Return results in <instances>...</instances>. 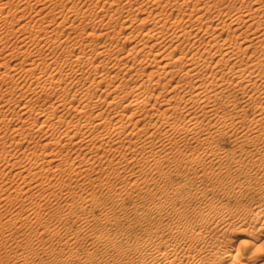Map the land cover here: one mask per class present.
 Listing matches in <instances>:
<instances>
[{"label": "bare ground", "instance_id": "obj_1", "mask_svg": "<svg viewBox=\"0 0 264 264\" xmlns=\"http://www.w3.org/2000/svg\"><path fill=\"white\" fill-rule=\"evenodd\" d=\"M64 1L58 6L56 0H0V22L10 20L8 25L14 28L18 43L5 50L0 24V47L6 51L2 63L7 65L22 54L26 61L23 70L33 79L26 85L17 78L12 88H18L21 96L43 90L50 101L46 106L27 100L18 104L20 110L13 116L0 115L1 127L12 129L11 135L0 131V181L4 183L0 193L4 201L14 193L48 184V172L52 171L62 179L72 174L81 177L74 188L80 196H89L93 192L85 191L88 186L100 185L111 176L130 178V184L138 187L143 165L147 172H156L170 159L181 165L196 157L225 154L212 146L211 138H205L203 142L210 144L202 153L186 155V143L197 139L200 132L233 137L241 144L253 136H264V0H213L220 4L210 0H95L81 11L72 1L70 6ZM50 2L55 7L44 14ZM139 14L145 16L138 18ZM144 24L150 26L142 32ZM124 30L127 32L121 36ZM226 31L232 34L224 36ZM122 38L133 45L126 49L120 43ZM167 39L172 41L171 50L162 46ZM255 46L259 49L252 50ZM60 48L62 58H52ZM138 64L150 68L138 71ZM239 94L246 101L259 99L249 122L238 112L219 114L221 95H231L226 101L230 103ZM8 102L10 99L1 104L0 100V107ZM196 106L199 112L194 111ZM34 112L41 115L38 124ZM199 117L210 120L203 126L204 119L200 122ZM13 120L17 121L12 126ZM34 129L39 134L35 135ZM9 146L21 147L11 153ZM105 171L108 174L103 176ZM38 178L41 182L31 187ZM51 194L40 192L37 196L46 199ZM166 205L157 212L162 213ZM28 206L37 209L33 201ZM134 210L138 217V204ZM212 220L211 230L219 233L217 240H209L202 226L179 230L183 240L174 239L177 233L172 232L173 241L156 242L166 233L155 232L143 246L138 239L125 244V249L112 244L117 253L126 254L111 258V264H211L221 250L231 258L242 257L228 229L233 222ZM90 227L86 217L65 244L73 249L80 245V236H85L94 250L83 256L67 254L66 262L76 256L84 259V264H110L96 253L103 235L93 233ZM0 231L5 232L1 221ZM246 232L255 243L263 239L254 245L257 252L264 251V210L256 211ZM217 241L222 245L217 246ZM199 243L202 245L196 248ZM24 253L18 257L29 264Z\"/></svg>", "mask_w": 264, "mask_h": 264}, {"label": "rangeland", "instance_id": "obj_2", "mask_svg": "<svg viewBox=\"0 0 264 264\" xmlns=\"http://www.w3.org/2000/svg\"><path fill=\"white\" fill-rule=\"evenodd\" d=\"M56 1L58 6H61L62 0ZM71 1L80 11L95 2V0H67L64 2H68L67 5L70 6L73 5ZM125 1L122 0L121 3ZM210 1L215 2L214 4L218 3ZM231 4L235 5L234 2ZM109 5L107 3L106 9ZM222 6L224 5L220 7ZM54 7L55 4L50 2L43 13L51 11ZM60 8L58 7V10ZM142 16L145 14H139L138 18ZM9 21L0 22L3 27L1 33L5 40V50L18 46L14 28L8 25ZM149 26V24L142 25L141 31L144 32ZM123 32L121 36L125 35L127 30ZM230 34L232 33L226 31L224 36ZM142 37L143 33L135 41H139ZM239 39L242 41L241 38ZM120 43L124 44L127 49L134 42L126 41L124 43L122 38ZM171 44L172 41L167 39L162 46L171 50L169 48ZM2 47H0V72L6 71L9 72V75H0V100L1 104H4V100L7 99H10V102L0 107V115L13 116L15 111L20 110L21 105L18 104L27 100L48 106L50 101L45 98L48 96L45 91L40 90L34 95L27 93L26 96H21L18 88H12L11 84L17 78L23 79L26 85H30L33 79L28 77L23 70L26 61L22 54L10 59L7 65L2 63L5 62L2 57L6 52L1 51ZM30 48L33 47L30 46ZM258 49L255 46L252 50ZM62 53L61 48L57 49L52 58H62ZM152 67L155 68V66ZM137 68L138 71L147 72L150 67L145 69L144 66L141 67L138 64ZM97 92L101 93L102 89ZM230 96L221 95L218 100L221 105L219 114L231 116L238 112L242 118L249 122L256 107L260 104L259 99L246 101L247 98H242V94H239L233 97L232 102L226 103ZM234 103H237V108L234 107ZM244 107L245 109H242ZM194 111L199 112L200 108L196 106ZM33 116L37 118L38 124L41 121V115L34 112ZM203 119L202 125L205 126L210 119L199 117L200 122ZM16 121L13 120L11 125L13 126ZM262 126L264 127V121ZM35 130L32 132L35 135L39 134ZM0 131L6 135L12 134L11 127L8 129L0 125ZM215 135L216 133L200 132L197 139H190L186 143V155L194 152L198 155L210 143L224 151V155L204 159L196 157L181 165H177L173 159H170L159 166L156 172H147L148 167H144L141 162L144 171L141 170L142 178L138 187L130 184V178L111 176L100 185L96 183L97 186H88L85 191L93 192L92 195L80 196L77 189L74 188V182L81 177L72 174V176L62 179L61 174H55L52 171V173L48 172L50 174L48 184L31 188L26 193L18 195L14 193L10 199L7 198L5 201L3 200L4 195L0 193V221L5 225V232L0 231V264H23L24 259L18 257L23 251H25L24 255L28 257L29 264H84V259L79 260L76 256L73 261L68 259L66 262V259L67 254L72 252L73 255L83 256L89 249L94 250L89 244V239L80 236V245L73 249H70L65 241L75 236L74 233L80 229L86 217L89 220L90 229H93L92 232L103 235L97 241L96 253L98 257L104 259V263L113 257L122 258L126 254L117 253L112 249V244H120V249H125V244L138 239V243L143 246L150 238V234L155 232L166 233L158 239L154 238L156 242L183 240L184 237L179 234V230L189 226H202V230L209 240L214 241V238L217 240L219 233L216 230H211L212 218H216L233 222L228 229L232 233L236 247L241 248L243 255L231 258L221 250L220 253H217L216 257L218 258L212 257L214 260L211 264H264V251L257 252V247L254 245L261 244L263 239L255 243L251 234L246 232V229H249L251 223L255 221L256 211L264 210V136H253L241 144L235 143L232 140L233 137ZM205 138H211L210 143L203 142ZM25 145L26 142L21 146ZM21 146H9L8 150L14 153L20 150ZM42 166H44L43 163L40 167ZM208 168H211V171H208ZM107 174L108 171H105L103 176ZM12 179L13 175H10V180ZM148 181L150 182L148 183ZM40 182V178L36 179L31 187ZM60 182L67 185L62 187L58 185ZM54 183L57 185L54 186ZM3 184L0 181V186ZM129 186L133 187L127 191ZM40 192L52 194L49 198L43 199L37 196ZM150 192H157V194L150 195ZM31 201L37 205L36 210L29 209L28 205ZM136 204H138V217L134 210ZM163 205L166 207L159 214L157 210ZM10 218H13L14 221L9 222ZM137 219L138 223L135 222ZM172 232L177 233V238L176 235L174 239L169 236V233ZM217 244V246L222 245L218 241ZM201 245V243L197 244L196 248ZM194 249L192 246L190 250L193 252ZM140 254L138 253L139 259L142 257ZM255 255H258L255 260L257 262H253L252 259ZM228 258L229 260H227ZM111 263L113 262L110 261Z\"/></svg>", "mask_w": 264, "mask_h": 264}]
</instances>
